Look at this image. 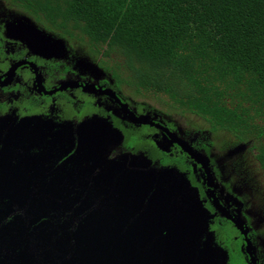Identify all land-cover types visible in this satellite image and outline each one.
<instances>
[{"label": "rangeland", "instance_id": "rangeland-1", "mask_svg": "<svg viewBox=\"0 0 264 264\" xmlns=\"http://www.w3.org/2000/svg\"><path fill=\"white\" fill-rule=\"evenodd\" d=\"M0 39L3 46L0 68L9 64L17 55L37 56L48 82L59 83L76 78L120 88L125 99L139 114L173 126L183 141L208 159L214 172L215 189L218 190L219 196L227 205L229 204L228 206L233 202L232 210L247 224L253 238L252 249L255 255L259 257L264 254V172L256 158V139L242 141L226 130L213 132L200 116L166 105L165 100L168 99L166 94L157 97L153 93H136L131 86L116 87V78L111 70L100 65V57L89 50L86 41L79 37L60 36L16 5H12L9 0H0ZM108 59L110 63L122 61V57L116 51ZM30 77L28 72L22 71L16 78V82H19L18 88L11 91L0 90L1 97L12 102L21 97H35L39 101L37 97L39 94ZM87 96H93L96 101L132 121L112 100L86 88H71L58 93L54 100L51 99L49 108L59 107L61 113L72 117L70 110L73 107L77 109L83 97ZM14 114L13 111H8L0 115V139L6 130H10L9 126L14 125L12 123ZM40 118L38 122L51 119L44 115ZM79 119L81 120L78 125L75 122L78 132L95 136L98 140V156L109 157V163H105L101 171L103 172L104 167L107 168L106 175L98 177L100 181L98 186L91 179L82 183V186H76L78 179L72 177L68 179L66 175L65 179L70 183V187H82L74 190L72 197H69V191L55 193L38 180L34 181V185L31 184L33 187L29 190L25 182H18L10 177V169L2 173L0 200L5 196L10 197L12 209L17 217L11 228L14 233L11 236L13 237L11 250L2 246L0 264H91L89 256L94 251L90 247L94 245L97 248L104 239L108 240L107 252L108 249H112V245L115 246L113 251L115 257L109 264L227 263L228 252L220 242H214L216 232L212 228L215 220L220 222L223 220V215L207 189L204 190L200 184L201 181L205 184L206 174L193 158L186 156L187 162L195 166V175L190 178L189 174L179 167L161 165L152 160L149 152L153 153L156 150H152L151 143L147 141L134 148L124 146L123 131L113 127L108 118L89 114L82 115ZM258 121L264 123L262 118H258ZM49 125L48 121V125L35 124L32 127L33 129L45 127L47 130ZM151 132L146 136L154 138L159 148L181 153L182 149L174 146L166 134L160 131L153 132V129ZM22 133H26L25 130ZM29 134L31 133H26ZM2 148L1 146L0 156ZM17 151L23 152L21 148ZM0 163L4 164V160ZM130 171L137 178L143 176L144 182L157 180L162 175L166 177L176 175L187 185L183 188L187 195H172L176 202L170 201L172 204L169 207H163L161 218L155 217L153 209L147 206L150 205L149 196L154 190L150 184V187L145 189L149 196L146 195L144 205L135 201L132 203L133 207L127 206L130 212L128 215L120 201L125 192H122V195L120 191L122 186L126 185L125 177L122 175ZM101 199H104L106 204L100 205ZM108 203L109 205L114 203L115 206V208L108 206L111 214L105 212ZM185 213L189 219L196 220V226H192V229L188 228L190 225L186 221L188 218ZM108 216H112L111 219ZM182 219L185 223L181 221ZM178 221L186 225V230H179L180 228L176 226ZM82 224L91 229H86L84 234L76 235V226ZM180 242L182 249L179 251L173 249L174 244ZM175 252L182 255H172ZM105 261L106 258L102 264Z\"/></svg>", "mask_w": 264, "mask_h": 264}, {"label": "trees", "instance_id": "trees-1", "mask_svg": "<svg viewBox=\"0 0 264 264\" xmlns=\"http://www.w3.org/2000/svg\"><path fill=\"white\" fill-rule=\"evenodd\" d=\"M9 2L60 36L86 41L118 87L131 86L136 93L157 97L166 94V105L200 116L213 132L226 130L242 141L256 139V158L264 172V123L258 121L264 119V0ZM114 51L122 61L110 63ZM138 138L131 135L128 145L137 144ZM161 153L163 163L192 169L184 154L173 158ZM11 202L8 197L0 200V222ZM16 217L0 229V253L2 246L11 250L10 224ZM224 224L230 233L228 222ZM107 243L104 239L97 248L90 247L91 264L112 261L115 246L107 252ZM238 246L228 250L230 264L242 260Z\"/></svg>", "mask_w": 264, "mask_h": 264}, {"label": "flooded vegetation", "instance_id": "flooded-vegetation-1", "mask_svg": "<svg viewBox=\"0 0 264 264\" xmlns=\"http://www.w3.org/2000/svg\"><path fill=\"white\" fill-rule=\"evenodd\" d=\"M40 23V22H39ZM44 26V25H43ZM3 53V46L2 40L0 39V55ZM18 62H20L18 64ZM15 71L10 76L11 78L7 80L9 77L11 69L15 66ZM3 70V71H2ZM8 71V72H7ZM22 71H26L30 74V78L33 80L35 87L37 89V93L39 94L38 99L35 98H16V102H12L6 98L1 97V91H11L16 90L19 86V82H16V78L18 74L22 73ZM7 72V73H5ZM103 72V71H102ZM99 75V74H98ZM73 80H82L84 83L71 85L70 82ZM40 81V82H39ZM63 82H69L67 86L58 87ZM86 82H90L84 79H71L68 81H61L59 83H50L48 82L44 71L41 67V63L37 56L30 55V54H22L17 55L13 58V60L0 68V115L6 113L8 111H13L14 114V121L12 122L14 125L9 126L10 130H6L0 139V145L3 147L1 150L0 161L4 160V164L0 163V175L10 169V177L12 179L19 181H23L26 184L27 189H32V185H34V181H42L44 186L51 188H56L60 191H69V197H72V193L74 190L81 189L82 183L87 182L89 179L91 181H95L96 185H100L99 178L100 176H105L108 169L104 167L103 172L102 168L105 163H109V157L105 156L101 158L97 154L98 140L92 134L84 139V145L89 147L90 152L86 153V149L83 150L82 146V132H78L75 126V122L81 120L79 119L82 115H98L102 117L108 118L113 127L121 129L124 133V146L129 148H134L136 146H140L143 142L147 141L151 143L152 150H156V152H149V157L159 162L161 165H174L179 167L181 170L185 171L189 174V177L195 175V166L193 163L187 162L186 156L191 157L185 150H183L182 146L178 142H173L174 146L179 147L182 149L181 153L168 151L159 148L157 142L152 137H147V135L151 134V130L160 131L161 133L166 134L169 138V134L167 131L159 125L161 120L151 118L152 120L156 121V124L152 123H134L127 118H124L123 115L120 113L114 112L112 109L108 108L104 104L96 101L93 96L83 97L81 105L76 109L73 107L70 111L72 112V117L65 116L64 113H61L59 107L51 109L49 108V104L51 99L54 100V97L66 90L72 89H82L85 88L84 84ZM93 83V82H92ZM41 84L44 85V88L40 89ZM98 86H102L103 88L110 87L112 88L116 94L121 98V101L117 98L116 95H112L107 92L97 91L99 94L106 96L108 99L112 100L114 103L118 105V107L122 108L121 102H127L129 106L137 113L139 112L135 110L128 100L125 99L122 92H120V88H114L112 86L95 83ZM118 87V85H116ZM93 91V90H92ZM41 99V100H40ZM56 111V112H55ZM125 112V110L123 109ZM127 114V113H126ZM48 116L51 119L47 118L46 120H41L38 122V119H41V116ZM32 116V117H31ZM30 117V118H27ZM74 117V118H73ZM70 118V119H68ZM150 118V117H149ZM48 121L50 125L48 129L45 130V127L42 128H34L35 124H46L48 125ZM163 122V121H162ZM165 123V122H164ZM170 129H173L169 123H165ZM9 125V124H8ZM25 130L26 133H31L26 135V133H22ZM11 134H13L11 136ZM136 134L139 138L137 144L128 145V139L131 135ZM8 141V142H5ZM21 150L23 152H18L17 150ZM83 151V155H82ZM161 151L168 152L170 157H177L180 154H184L185 162L188 165L192 166V169H183V165H180L175 162L170 163H163L162 153ZM145 152V151H144ZM10 157V158H5ZM192 158V157H191ZM194 159V158H193ZM195 160V159H194ZM8 163V164H7ZM201 166L200 163H197ZM2 167V168H1ZM202 167V166H201ZM101 169V170H100ZM105 174V175H103ZM67 175V176H66ZM65 176L70 179V177H74L78 179L76 181L75 187H70V183H67ZM134 178H137L134 175ZM70 181V180H69ZM204 190L207 189V181L205 180V184L202 183ZM32 184V185H31ZM3 184L0 183V187ZM151 186H154L152 183ZM92 187V185L90 186ZM95 188V186H94ZM26 189V191H27ZM97 191V190H96ZM208 191V190H207ZM216 194L219 200L234 214H236L232 209H234L233 202L231 206H228L223 198L219 196L218 190H216ZM239 191V189H238ZM8 197V196H5ZM227 199H231V197L226 196ZM10 198V197H8ZM11 199V198H10ZM238 199V198H237ZM239 200V199H238ZM102 199L100 200V204ZM235 202V200H234ZM249 202V201H248ZM236 203V202H235ZM243 204V203H242ZM16 212L12 209L8 212L7 216L4 220L0 222V229L5 222H10ZM239 215V214H238ZM223 220L217 221L215 220L212 224L213 230L216 232V237H214V242H220V244L225 248L226 252H228V260L226 264L229 263L230 259V252L228 251L230 248L236 247L238 244V248L242 254L241 262L237 264H256L253 260V256L256 257V261L260 264H264V254L257 257L254 253L253 246V238L251 237V232L249 231L248 235L251 239V246L250 249L252 253L249 252L247 249V240L246 235L242 233V231L237 227V225L226 216H222ZM248 223V219H245ZM228 222V226L230 227V233H226L223 229L224 223ZM12 224L10 227L12 228ZM249 224V223H248ZM247 225V224H246ZM248 227V226H247ZM251 227V225H250ZM76 235L78 233L76 232ZM215 236V235H214ZM3 238H7V235H4ZM253 255V256H252Z\"/></svg>", "mask_w": 264, "mask_h": 264}, {"label": "water", "instance_id": "water-1", "mask_svg": "<svg viewBox=\"0 0 264 264\" xmlns=\"http://www.w3.org/2000/svg\"><path fill=\"white\" fill-rule=\"evenodd\" d=\"M20 62H18L19 64ZM17 65H15L12 69L9 75V77H7V80H9L12 76V74L15 71V67ZM10 81V80H9ZM40 82V81H39ZM84 83L82 80L78 81V80H73V82H70L71 85H77V84H81ZM69 84V82H63L61 85H59L58 87H64L67 86ZM84 87L88 90H97V91H102V92H107L110 93L112 95H116L117 98L119 99V101H121V98L116 94V92L110 88H103L102 86H98L95 83L92 82H86L84 84ZM44 88V85L41 84L40 89ZM122 103V107L125 110V112L127 113L128 117L136 122V123H152V124H156L157 122L152 120L151 118L142 115V114H137L130 106L127 102H121ZM159 125H161L169 134L170 139L173 142H178L183 150H185L192 158L195 159V161L197 163H200L202 168L205 171L206 174V181H207V190H208V194L209 196L213 199L214 204L218 207V209L221 211L222 215L226 216L227 218L231 219L236 225L237 227L242 231V233H244L246 235V240L248 242L247 244V249L249 250V252L252 253V250L250 249L251 246V239L248 235L249 233V228L247 227V225L245 224L244 220L240 217V215L238 214H234L232 213L218 198L216 191H215V183H214V172L212 170V167L209 164V161L207 158H205L200 152H198L196 149H194L192 146H190L189 144H187L185 141H183L175 132V130L170 129L164 122H160ZM82 132V131H81ZM82 146H83V150L86 149V151L84 150V152L89 153L90 149L89 147L84 145V139L89 137L86 134H84V132H82ZM83 151H82V155H83ZM123 177H125V186H122V190L120 191L125 192L124 196H121V206L124 207V212L128 213V215H130L129 210L127 209V206L130 205V208L133 207L132 203H134L135 201H139L140 205H144V199L146 197V195L149 196V193L147 190H145L146 188L150 187V184H154L155 188L152 192V194L149 196V200L148 203H150V205H147L149 209H153V214H155V217H159L161 218L162 214H163V207H169L172 203L170 201H175L176 199L175 197H171L172 195L175 194H182L183 196L187 195L184 191L183 188L185 186H187L185 184V182L183 180H181L178 176L176 175H172L171 177H166L165 175H162L161 177H158L157 180H153V181H145L144 182V178L143 176L140 175L141 178H134V173H132L131 171L128 172H124ZM74 178V177H72ZM145 185V186H144ZM50 191H53L56 193V191H60L58 189V187L56 186V188H51L50 187ZM62 191H60L61 193ZM123 195V193H122ZM187 197V196H186ZM184 199V198H183ZM188 200V199H187ZM189 200H191L189 198ZM101 204H106V202L104 201V199H102ZM100 204V205H101ZM107 207L105 208V212L108 214H111L110 211L108 210V206L115 208L114 203L110 204L108 203V205H106ZM176 206V205H175ZM174 206V208H175ZM138 211V210H137ZM136 211V212H137ZM151 211V210H150ZM143 212V210H142ZM186 217H187V213H185ZM112 216H114V214H112ZM112 216H108L110 219ZM130 217V216H129ZM128 217V218H129ZM120 220H123L120 217H117ZM188 218V217H187ZM98 220H94V222H97ZM183 223H185L183 221V219L181 220ZM187 222H189L188 228L192 229V226H196L195 222L196 220L193 219H187ZM176 226L179 227V230H186L185 229V224H181L179 223V221L176 223ZM80 229V230H79ZM86 229H91V228H87L85 225H80L77 228V232L78 233H86L85 230ZM182 242L180 243H175L174 244V248L175 250H180L182 249ZM182 255L180 252H175L172 255H176V256H180ZM253 256V255H252ZM189 258V256H188ZM187 258V260H188ZM189 260H191V258H189ZM253 260L255 261L256 264H260L259 262L256 261V257L253 256Z\"/></svg>", "mask_w": 264, "mask_h": 264}]
</instances>
